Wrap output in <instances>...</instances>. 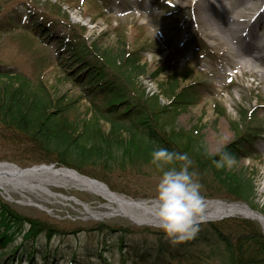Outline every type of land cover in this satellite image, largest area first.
I'll list each match as a JSON object with an SVG mask.
<instances>
[{
    "label": "rangeland",
    "instance_id": "rangeland-1",
    "mask_svg": "<svg viewBox=\"0 0 264 264\" xmlns=\"http://www.w3.org/2000/svg\"><path fill=\"white\" fill-rule=\"evenodd\" d=\"M29 11L31 14L27 17ZM216 11L218 8L212 0H0V26H4L0 29V65L24 74L32 85L44 84L50 96H63V100L69 102L65 114L67 121L79 124L85 117L96 115L90 110L88 100L82 97L80 88L72 85L57 65L64 56L62 51L61 54L56 52L57 41L63 36L80 34L83 27L84 39L87 43H94L97 52H117L124 44L125 51L142 47L143 60L148 61V65L146 74L139 76L135 83L139 90H143L144 97H155L159 105L169 106L167 123L186 132L197 129V135L202 136L209 154L218 153L239 134L251 133L249 138L254 142L256 158L241 157L228 168L250 172L253 167L257 171L254 207L248 206L259 210L264 204V79H260L257 73L264 64V50L243 41L247 51L237 58L226 50L234 45H213L216 43L214 38L206 34L212 27L205 17L209 15L213 20L211 16H215ZM239 15L246 17L238 19L237 25L247 26L251 21L248 31L256 36L264 32L261 23L264 21V0H234L233 8L220 21L221 26L222 22L224 24ZM36 20H40L47 30L41 26L42 32L34 26ZM194 38L203 41L206 48L201 50L193 42ZM260 57L263 64L258 61ZM237 59L257 60L255 63L259 66L250 70L237 63ZM175 66L178 70L186 69L189 74L182 84L198 83L195 88L198 99L185 109L177 110L173 118L171 115L175 109L169 105V96L163 94L165 86L160 88V83ZM160 67L166 68L165 71L151 77L154 69ZM246 111L250 118L246 117ZM97 128L107 130L108 124L99 121ZM32 141L34 139L22 129L0 122V161L22 168L40 164L62 166L101 181L125 197L154 200L161 170L151 160L136 161L115 154L109 160L104 157L77 165L67 164L58 160V148L43 150ZM167 167L171 165H165ZM195 178L202 185L205 200L228 202L214 196L219 190L210 178L208 182L198 175ZM50 189L57 196L42 193L21 195L20 191L12 189L0 190V199L17 213L20 221L13 222L15 237L7 250L17 249L19 253L21 248H35L37 260L34 264L41 263L40 256L45 249L49 257L56 255L51 260L54 263L47 260L46 264H67L72 260L73 252L74 263L99 264L102 259L99 257L103 255L108 264H131L135 259V245L140 252L167 237L158 226L138 225L121 215L109 214L93 219L82 204H87L92 212L109 213L112 209L105 206L103 198L86 190L74 187ZM231 218L255 220L264 233L261 223L248 216L236 215L208 222L224 224L223 227L230 222L227 231L234 225ZM26 233L36 238L32 240L33 236L21 242V236ZM2 249L6 250V247ZM82 254L89 258H83ZM22 258L25 259V253ZM21 264L28 262L22 260Z\"/></svg>",
    "mask_w": 264,
    "mask_h": 264
},
{
    "label": "trees",
    "instance_id": "trees-1",
    "mask_svg": "<svg viewBox=\"0 0 264 264\" xmlns=\"http://www.w3.org/2000/svg\"><path fill=\"white\" fill-rule=\"evenodd\" d=\"M37 25L41 28L43 23L36 20ZM81 29L80 34L64 36L57 41L56 52L64 53L57 65L72 85L80 88L82 97L88 100L96 117H85L79 124L68 122L65 117L68 100L64 101L63 96H50L44 84L32 85L24 74L0 65V122L22 129L43 150L58 148V160L67 164L77 165L104 157L109 160L115 154L146 161L151 160V152L159 147L187 153L191 160L190 171L204 181L208 182L210 178L218 188L219 193L214 196L228 202L243 201L254 207L257 171L253 167L250 172L246 169H217L212 163L224 151L231 153L235 161L241 157L255 159L250 134H239L218 153L209 154L202 136L197 135V129L186 132L174 128L167 123L169 106L159 105L155 97L146 98L143 90H139L135 80L146 74L148 65V61L143 60L142 47L125 51L124 44L117 52H97L96 45L84 39L83 27ZM165 69H154L151 77H157ZM188 76L186 69L178 70L175 66L160 83V88L165 86L163 94L169 96V105L175 109L171 115L173 118L177 110L185 109L198 99L195 89L198 83L182 84ZM99 121L107 122L108 129L97 128ZM180 163L174 161L171 166L178 167ZM259 210L264 213V204ZM17 221V213L0 199V248L6 247V250H0V256L5 254L0 264H13L14 261L21 264L22 260L34 264L37 260L35 248H21L19 253L17 249L7 250L15 237L13 222ZM230 221L234 225L227 231L230 222L225 227L224 224L207 222L199 224L196 235L190 240L172 242L165 237L140 252L135 245V259L131 264H264V233L259 224L247 218H231ZM33 236L23 234L21 242ZM24 253L25 259L22 258ZM55 257V253L49 257L48 250H42L40 264H46L47 260L51 263ZM82 257L89 258L85 254ZM70 258L72 260L67 264H82L74 263L75 252ZM99 258H102L99 264H108L107 257L102 255Z\"/></svg>",
    "mask_w": 264,
    "mask_h": 264
},
{
    "label": "bare ground",
    "instance_id": "bare-ground-1",
    "mask_svg": "<svg viewBox=\"0 0 264 264\" xmlns=\"http://www.w3.org/2000/svg\"><path fill=\"white\" fill-rule=\"evenodd\" d=\"M233 1L234 0H212V2L216 5V9L218 8V11H216L215 16H211L213 20H210L208 17L209 15L205 17L206 22L212 27L211 32L207 31L206 34L214 38V41L216 42L214 44L216 47L221 44L226 45L228 42H230V44L234 43V47H227L226 50H230V55L240 58V55L247 51L245 50V46L243 44L244 42L234 41V39L240 36V34L237 33L235 29V32L233 33L231 25L224 28L223 26H226V24H223V22L222 26L220 24V21L224 18L225 13H228L233 8ZM238 17L236 19L244 20L246 16L239 15ZM261 23L264 24V21L261 20ZM248 27H250V25L245 27L243 26L242 29L246 30ZM233 28H235V26H233ZM224 30H228L234 37L228 36L227 33L223 34ZM261 48L264 50V42ZM260 58H258V61H260V64H263L262 58ZM255 61L257 60H251L250 62V60L243 61L237 59V63L245 67L247 66L250 70L259 66V64L255 63ZM260 66H262V69L259 70L257 75L260 79H264V64ZM50 187H74L86 190L103 198L106 201L105 206L112 209V212H92L87 204H83V208H85L87 213H89L93 219H99L109 214H115L121 215L138 225L145 224L157 226L158 224L157 219L153 215L154 200H134L125 197L124 195L110 190L102 183L92 181L62 166L56 167L55 165L40 164L22 168L0 161V190L7 191L12 189L20 191L21 195H26L27 193H42L57 196L50 189ZM226 214L259 218L264 229V218L259 217V214L250 209V207L245 203L239 202L225 205L219 201H205V215L208 218H214Z\"/></svg>",
    "mask_w": 264,
    "mask_h": 264
},
{
    "label": "clouds",
    "instance_id": "clouds-1",
    "mask_svg": "<svg viewBox=\"0 0 264 264\" xmlns=\"http://www.w3.org/2000/svg\"><path fill=\"white\" fill-rule=\"evenodd\" d=\"M150 155V162L161 170L153 208L157 226L172 242L190 240L196 235L199 224L208 219L202 185L195 178L196 173L190 171L191 160L187 153L169 151L164 147L155 148ZM174 161L181 163L178 167L165 168ZM212 163L217 169L228 168L234 165L235 157L224 151Z\"/></svg>",
    "mask_w": 264,
    "mask_h": 264
},
{
    "label": "water",
    "instance_id": "water-1",
    "mask_svg": "<svg viewBox=\"0 0 264 264\" xmlns=\"http://www.w3.org/2000/svg\"><path fill=\"white\" fill-rule=\"evenodd\" d=\"M256 213H258V214H259V217H262V218H264V216H263L261 213H259L258 211H256Z\"/></svg>",
    "mask_w": 264,
    "mask_h": 264
}]
</instances>
